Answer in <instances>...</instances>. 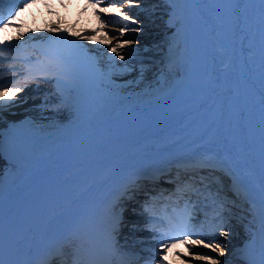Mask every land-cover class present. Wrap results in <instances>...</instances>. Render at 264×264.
<instances>
[{"label": "snow or ice", "instance_id": "6c2138e0", "mask_svg": "<svg viewBox=\"0 0 264 264\" xmlns=\"http://www.w3.org/2000/svg\"><path fill=\"white\" fill-rule=\"evenodd\" d=\"M101 2L102 0H94L96 4ZM6 3L13 6L7 10V17L3 14ZM30 3H34V0H6L0 3V27L7 28L18 12L23 11ZM121 3L138 8L149 16L163 12L167 16L168 26L173 29L168 42L167 71L160 68L156 77V87L153 89V85L148 84V90L143 93L147 98L143 102L154 103L161 97L169 96L178 83V78L184 74L189 17L193 10L199 9L201 5L190 4L187 0H121ZM218 6L231 10V21L228 25L231 30L232 25L238 23L236 9L241 8L240 0H227ZM108 7L117 15L123 16L126 22L133 25L141 23L114 3H110ZM243 8L254 9L256 13V26H249V34L240 37L242 46L244 42L251 40L246 51L255 57L257 50L264 53V25L260 23L264 13V0H256L254 4L250 0H245ZM118 30L121 34L125 31H141L140 27H129L128 23L123 24ZM233 36L235 38L234 33ZM51 43L56 45L63 43L66 47L63 49L51 47V54L45 53L48 63L39 69L28 67L23 83L17 82L0 87V97H5L0 100V125H3V128L7 127V133L2 131L0 134L5 138V152L12 157L9 164L12 174L7 182L5 181L7 201H12L16 197L19 171L44 152L45 141L37 131L38 126L34 121L26 119L20 124L6 125L4 120L5 112L15 106L10 103L15 94L23 91L30 79H35L34 71H38L43 80H50L53 83L58 101L54 111L58 119H52L56 121L54 126L57 131L62 133L60 139L67 138L78 127L91 126L102 117L119 118L124 110L119 105L125 100L133 99L127 95L129 87L135 85L136 91L149 79L148 73L151 69L141 62L137 79L129 81L128 85L115 82L116 77L136 71L134 65L116 63L117 59L123 61L131 55L123 53V45L136 41L124 40L118 45H113L109 51L115 53V56L107 57L106 66H101L93 57H86V50L82 45L65 37ZM23 50L24 45L0 47V58L16 61ZM216 51L221 57L226 55L223 47L217 48ZM164 63L165 61H161V64ZM260 64L264 66V57L261 58ZM231 67L229 61L223 60L220 72L228 76ZM215 77L216 70L213 69L205 83L210 86L214 83ZM2 78L0 76V79ZM258 82L259 77L254 83ZM226 94H231V90ZM135 99L141 102L138 92ZM257 105L264 112V101L260 100L259 94ZM223 112L224 107L221 103L218 115L222 117ZM65 121L71 122L72 126H65ZM259 123H264V119ZM190 163L199 169V182L196 180V173L178 178L172 194L177 199L168 198L170 212L167 207L162 212L157 210L156 197L145 201L143 211L148 218L147 224L153 233L152 239L158 241L161 249L157 253L159 259L155 264H166L164 255L167 250L175 244L187 245L189 242L210 248L218 257L229 255L232 257L229 261H223L189 250L190 255H195L199 260L209 261L210 264H264V179L260 178L259 161L249 162L243 157L234 156L230 151L217 150L211 141H208L202 145L196 159ZM209 176L214 179L209 181ZM103 182L101 179L102 184ZM103 189L104 186L84 200H79L78 196V202L70 208L62 222L42 233L43 238L51 237L53 242L44 245L45 254L40 260L31 258L38 237L20 231L17 220L9 218L7 225L5 223L3 235L2 264H112L114 257L123 255L118 251L115 242L116 232L123 223V213L117 209L123 207L121 201L134 199L135 193L143 189L140 188L138 180L132 177L108 195L101 197L99 193ZM201 212L203 220L199 219ZM241 228L242 242L239 245L233 244L232 250L228 248L227 243L217 239L222 237L225 241L231 242L240 235Z\"/></svg>", "mask_w": 264, "mask_h": 264}, {"label": "bare ground", "instance_id": "6f19581e", "mask_svg": "<svg viewBox=\"0 0 264 264\" xmlns=\"http://www.w3.org/2000/svg\"><path fill=\"white\" fill-rule=\"evenodd\" d=\"M189 1H191V4H198L201 7L194 9L193 17L189 18L191 42L187 43L184 74L181 78H178V83L169 96L161 97L154 103L143 102L147 99L143 96V93L148 90V84H152L153 89L156 87V77L160 68L167 71L168 42L172 37L173 30L170 31V34L165 28L150 26L148 24L149 18H147L149 15L137 13V15L133 14V17L141 23L130 27H140L141 31H126L129 36L123 38V40H120L119 35H112L111 32L103 33L107 38H99V40L106 39L107 41L116 40L114 45H118L124 40L136 41V43L123 45V53H131L130 56L126 57V60H116L119 65H134L136 71L120 76L123 83L118 84L128 85L129 81L137 79L141 62L151 69L148 73L149 79L144 81L142 87L136 91H134L135 85L129 87L127 95H133V99L120 106L124 110L119 117L124 122L126 133L129 134L128 137H122L121 139H154L162 131L167 132L174 128L178 129L165 139H156L150 146L171 140L180 142L189 135L194 139L197 137V131L206 127L210 120L218 118V125L222 130L240 135L242 141H244V135L248 129L257 133L259 138L264 140V123H259L264 119V112L257 105V94H259L260 100L264 101V94H260V92L264 93V66L260 64L264 53L257 50L255 57H253L252 53L246 51L251 40L244 42L243 46L240 40L241 36L249 34V26L255 27L257 24L254 9H244L245 0H240L241 8L236 9L238 23L233 24L230 30L228 25L231 21V10L218 6L226 3L227 0H187L188 3ZM250 2L254 4L256 0H250ZM156 14H163V12ZM260 23L264 25V13H262ZM113 27L117 28V25ZM153 37L156 42L151 41ZM219 47L226 50L224 57L219 56L217 53L216 50ZM161 52H166V59L158 61L152 59V55ZM132 54H141L142 56L134 57ZM223 60L229 61L232 66L231 73L228 76L220 72ZM161 61H165V63L161 64ZM257 68H259V71H257ZM213 69L216 70V77L214 83L209 86L205 81ZM257 77H259V82L254 83ZM229 90H231V94H226ZM137 92L140 94L141 102H137L135 99ZM31 94L33 96L30 98L25 99V97H22L18 100L22 103L27 101L24 107L11 108V112L6 111L5 116H9L10 119H18L25 113L36 118L38 122H42L40 128L48 130L54 128L56 121L52 118L58 119V117L54 110L53 113L56 117L50 113V110L44 108L48 100L44 99L41 93L34 92ZM221 103L224 107L222 117L218 115ZM15 110L19 114H16ZM238 112H242L244 125L242 128H237L241 124L237 116ZM104 118L112 117L105 116ZM65 126L71 127V122L65 121ZM91 126V129L87 126L74 130L69 135V140L77 138L78 141L84 142L81 149L88 150L115 138V136L97 134L95 122ZM212 145L217 150L220 149L218 145ZM225 148L229 149L230 146ZM5 169L6 167H3L1 170ZM138 194L136 193V195ZM195 251L213 257L217 255L211 250L205 251L200 247H196ZM219 259L227 261L223 258ZM186 264H210V262L199 260L195 255H190Z\"/></svg>", "mask_w": 264, "mask_h": 264}, {"label": "rangeland", "instance_id": "374dc122", "mask_svg": "<svg viewBox=\"0 0 264 264\" xmlns=\"http://www.w3.org/2000/svg\"><path fill=\"white\" fill-rule=\"evenodd\" d=\"M137 56V55H136Z\"/></svg>", "mask_w": 264, "mask_h": 264}]
</instances>
